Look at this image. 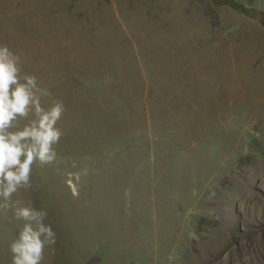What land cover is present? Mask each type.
Here are the masks:
<instances>
[{"label":"rangeland","instance_id":"rangeland-1","mask_svg":"<svg viewBox=\"0 0 264 264\" xmlns=\"http://www.w3.org/2000/svg\"><path fill=\"white\" fill-rule=\"evenodd\" d=\"M0 47L63 108L0 264L20 206L40 264H264V0H0Z\"/></svg>","mask_w":264,"mask_h":264},{"label":"clouds","instance_id":"clouds-1","mask_svg":"<svg viewBox=\"0 0 264 264\" xmlns=\"http://www.w3.org/2000/svg\"><path fill=\"white\" fill-rule=\"evenodd\" d=\"M46 95L34 76L21 75L19 58L0 47V199L5 207L18 188L29 186L33 162L48 163L55 156L52 145L60 136L55 125L63 108L54 102L45 109L41 97ZM29 114L34 118L21 126L19 120ZM14 216L24 223L11 245L12 264H40L44 246L55 243L44 223L46 213L20 206Z\"/></svg>","mask_w":264,"mask_h":264}]
</instances>
